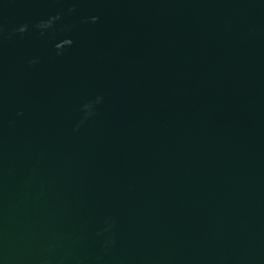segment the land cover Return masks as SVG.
Returning <instances> with one entry per match:
<instances>
[{"label":"water","instance_id":"1","mask_svg":"<svg viewBox=\"0 0 264 264\" xmlns=\"http://www.w3.org/2000/svg\"><path fill=\"white\" fill-rule=\"evenodd\" d=\"M0 264H264V0H0Z\"/></svg>","mask_w":264,"mask_h":264}]
</instances>
